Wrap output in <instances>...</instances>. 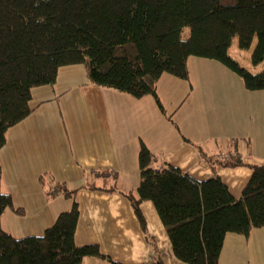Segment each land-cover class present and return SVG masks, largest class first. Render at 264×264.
I'll return each instance as SVG.
<instances>
[{"label": "trees", "instance_id": "1", "mask_svg": "<svg viewBox=\"0 0 264 264\" xmlns=\"http://www.w3.org/2000/svg\"><path fill=\"white\" fill-rule=\"evenodd\" d=\"M185 28L189 35L182 39ZM234 37L240 50L256 41L250 63L261 64V72L252 74L228 56ZM189 57L218 62L246 91L264 92V0H0V150L8 130L31 114L32 91L52 87L61 68L82 66L91 85L134 99L151 96L164 115L157 83L164 74L186 81ZM201 156L212 171H251L238 199L216 176L198 181L167 164L154 168L155 156L140 145L138 188L123 195L156 256L152 264L163 263L147 233L143 202L153 205L174 258L183 264H218L227 234L248 237L264 228V166L246 164L238 154L215 162ZM100 174L116 179L113 172ZM39 184L48 200L61 197L72 207L41 236L15 239L0 227V264H81L86 258L119 264L96 245H75L74 197L81 188L45 176ZM11 207L10 196L0 192V218Z\"/></svg>", "mask_w": 264, "mask_h": 264}, {"label": "crops", "instance_id": "2", "mask_svg": "<svg viewBox=\"0 0 264 264\" xmlns=\"http://www.w3.org/2000/svg\"><path fill=\"white\" fill-rule=\"evenodd\" d=\"M216 63H186L187 81L162 75L156 93L164 115L151 96L134 99L91 85L82 66L61 68L52 87L34 89L31 114L8 130L0 150V192L12 202L0 218L2 231L15 239L41 236L71 209V200L45 197L39 178L50 177L81 188L74 197L76 246L96 245L119 264H152L156 256L123 195L138 188L141 144L155 156L154 168L167 164L198 181L216 176L238 199L251 171H212L201 153L214 162L238 154L246 164L264 166V92L246 91L240 78ZM105 171L116 174L114 182L100 174ZM89 184L94 189L82 188ZM113 185L116 192H107ZM148 203L140 211L162 263L183 264ZM81 264L108 263L86 258ZM218 264H264V228L248 237L227 234Z\"/></svg>", "mask_w": 264, "mask_h": 264}, {"label": "rangeland", "instance_id": "3", "mask_svg": "<svg viewBox=\"0 0 264 264\" xmlns=\"http://www.w3.org/2000/svg\"><path fill=\"white\" fill-rule=\"evenodd\" d=\"M189 35V30L187 28H185L184 30H182V33H181V38L182 39H186ZM255 43L256 41L254 40V42L252 43L250 49L248 50H240L238 48V39L237 37H234L232 40H231V43H230V46L228 48V56L233 59L234 61H236L241 67H243L244 69H246L248 72L252 73V74H256V73H259L262 71V68L263 66L260 64L258 66H253L251 65L250 63V55H251V52L253 50V48L255 47ZM197 58L195 57H189L187 60V63L188 62H191L192 60H196ZM204 60V59H203ZM213 62V61H212ZM218 64V62L216 63ZM191 65V63H190ZM219 66H221L220 64H218ZM191 83H193L194 79L197 80L196 77H194V73H193V70L191 72ZM165 75V78H171L172 76H169V75ZM219 75V74H218ZM174 78V77H172ZM175 80H178L176 78H174ZM182 80H178L176 82H180ZM187 81V80H186ZM193 89H194V94H196L197 92V87L195 85H193ZM200 93V91H199ZM192 95V96H193ZM151 210H153V206L151 203H148Z\"/></svg>", "mask_w": 264, "mask_h": 264}]
</instances>
